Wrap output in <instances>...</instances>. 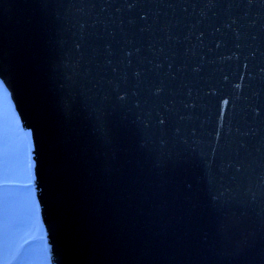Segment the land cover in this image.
Masks as SVG:
<instances>
[{
  "label": "water",
  "instance_id": "1",
  "mask_svg": "<svg viewBox=\"0 0 264 264\" xmlns=\"http://www.w3.org/2000/svg\"><path fill=\"white\" fill-rule=\"evenodd\" d=\"M0 83L49 264H264V0H0Z\"/></svg>",
  "mask_w": 264,
  "mask_h": 264
},
{
  "label": "rangeland",
  "instance_id": "2",
  "mask_svg": "<svg viewBox=\"0 0 264 264\" xmlns=\"http://www.w3.org/2000/svg\"><path fill=\"white\" fill-rule=\"evenodd\" d=\"M18 117L0 83V263L49 264L43 230L30 192L15 202L9 193L29 190L27 146ZM16 184H13V180ZM19 183V184H17ZM27 185V186H26Z\"/></svg>",
  "mask_w": 264,
  "mask_h": 264
},
{
  "label": "trees",
  "instance_id": "3",
  "mask_svg": "<svg viewBox=\"0 0 264 264\" xmlns=\"http://www.w3.org/2000/svg\"><path fill=\"white\" fill-rule=\"evenodd\" d=\"M27 192H30L29 190H21L18 193L12 194L9 193V195L7 196L8 201L10 202H15L18 200L19 196L22 194H26ZM32 194V193H31ZM33 196V195H32ZM35 204V203H34Z\"/></svg>",
  "mask_w": 264,
  "mask_h": 264
},
{
  "label": "snow or ice",
  "instance_id": "4",
  "mask_svg": "<svg viewBox=\"0 0 264 264\" xmlns=\"http://www.w3.org/2000/svg\"><path fill=\"white\" fill-rule=\"evenodd\" d=\"M27 186V185H26Z\"/></svg>",
  "mask_w": 264,
  "mask_h": 264
}]
</instances>
